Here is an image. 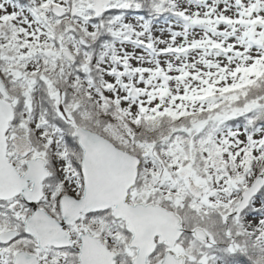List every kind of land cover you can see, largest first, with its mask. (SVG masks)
Returning <instances> with one entry per match:
<instances>
[{"label": "snow or ice", "instance_id": "1", "mask_svg": "<svg viewBox=\"0 0 264 264\" xmlns=\"http://www.w3.org/2000/svg\"><path fill=\"white\" fill-rule=\"evenodd\" d=\"M0 264H264V0H0Z\"/></svg>", "mask_w": 264, "mask_h": 264}]
</instances>
